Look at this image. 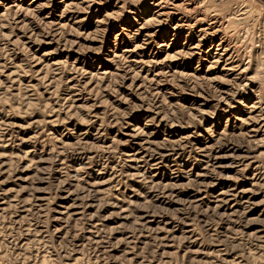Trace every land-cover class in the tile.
Masks as SVG:
<instances>
[{
    "label": "rangeland",
    "instance_id": "rangeland-1",
    "mask_svg": "<svg viewBox=\"0 0 264 264\" xmlns=\"http://www.w3.org/2000/svg\"><path fill=\"white\" fill-rule=\"evenodd\" d=\"M0 264H264V0H0Z\"/></svg>",
    "mask_w": 264,
    "mask_h": 264
}]
</instances>
